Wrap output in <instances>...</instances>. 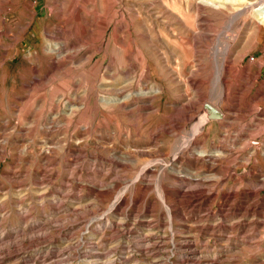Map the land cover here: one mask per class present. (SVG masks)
<instances>
[{
    "label": "rangeland",
    "instance_id": "1",
    "mask_svg": "<svg viewBox=\"0 0 264 264\" xmlns=\"http://www.w3.org/2000/svg\"><path fill=\"white\" fill-rule=\"evenodd\" d=\"M225 6L0 0V264H264V36Z\"/></svg>",
    "mask_w": 264,
    "mask_h": 264
},
{
    "label": "bare ground",
    "instance_id": "2",
    "mask_svg": "<svg viewBox=\"0 0 264 264\" xmlns=\"http://www.w3.org/2000/svg\"><path fill=\"white\" fill-rule=\"evenodd\" d=\"M206 1V0H205ZM198 2V1H197ZM201 2V1H200ZM56 3V2H55ZM202 6L209 8L210 11H217V10H220L222 8L220 7H217L215 6L213 3H208L205 2V3H200ZM226 4H230V5H236V6H240L242 4V8L241 9H238L237 11H235L234 13L232 14H228L227 13V9L230 8V7H227L225 6V15L226 16H230L232 17L233 19L238 16V14H240L242 11H244V9H249L253 12L256 13V28L254 29L255 32H256V35L257 37H262L264 36V0H253V1H247V0H225V5ZM245 4V5H244ZM241 10V11H239ZM97 11V10H96ZM248 12V11H247ZM196 13L195 15H197V19H198V23H191L192 26H190L189 24V30L190 32L192 33V40H195L196 38H200V37H207V35L209 36V34H212V30L207 28V23H208V18H207V14L204 12V8L200 7L199 5L196 6L195 8V12ZM208 13V12H207ZM93 14V13H92ZM91 14V16H92ZM219 14V13H218ZM212 15V14H211ZM210 16V15H209ZM225 16V17H226ZM212 17V16H211ZM86 18V17H84ZM84 20H87V19H84ZM211 20V19H210ZM234 21V20H233ZM93 26V25H92ZM249 27V26H248ZM118 28V27H117ZM121 29V28H120ZM250 29V28H249ZM92 30V28H91ZM117 30V29H116ZM251 30V29H250ZM88 31V30H87ZM216 32V31H215ZM214 33V32H213ZM252 33V32H251ZM90 36L92 35L91 32L89 33ZM48 36V35H47ZM100 38V37H99ZM207 39V38H206ZM209 39V38H208ZM197 41V40H196ZM198 42V41H197ZM194 43V41H193ZM195 44V43H194ZM193 44V45H194ZM191 46V45H190ZM227 46V45H226ZM221 56H225V47H223L221 50ZM49 52V51H48ZM60 55V54H59ZM127 58V57H126ZM129 61V60H128ZM227 61L225 59V57L222 59V61L220 62V65H219V69H218V73H217V76H216V81H217V84H218V88H219V96L221 99H223L225 97L226 99V96H227V88H226V82H225V69L227 68ZM247 69V68H246ZM227 71V70H226ZM247 74V73H246ZM245 75V74H244ZM257 75V74H256ZM252 76V75H251ZM249 76H247L248 78ZM250 78V77H249ZM248 78V79H249ZM252 78V77H251ZM245 80V79H244ZM247 80V79H246ZM246 82V81H244ZM247 83V82H246ZM251 83V82H250ZM248 84V83H247ZM152 96V95H151ZM263 97V96H262ZM237 108V107H236ZM235 111V110H234ZM246 112V111H245ZM261 112V111H260ZM205 116V114H204ZM209 117V115H208ZM208 117L204 118L205 120L208 119ZM241 117V116H240ZM210 118V117H209ZM199 119V118H198ZM174 120V119H173ZM179 120V119H178ZM211 120V119H210ZM242 120V119H241ZM206 122V121H205ZM202 125V123H201ZM202 127V126H201ZM166 128V127H165ZM200 128V127H199ZM198 128V130H199ZM263 128V127H262ZM201 130V129H200ZM199 132V131H198ZM193 134V133H192ZM196 134V133H195ZM194 136V135H193ZM190 138V137H189ZM195 138V137H194ZM195 141V139H194ZM191 144V143H190ZM63 195V194H62ZM215 198V197H214ZM60 202V201H59ZM80 204V203H79ZM189 204V203H188ZM46 222V221H45ZM44 223V222H43ZM216 227V226H215ZM26 228V227H25ZM151 228V227H150ZM116 230V229H115ZM148 230V229H147ZM113 236V235H112ZM117 239V238H116ZM173 240V239H172ZM171 240V241H172ZM16 241V240H15ZM140 243L142 245H140L143 249L147 247H150V240L148 238H141L140 240ZM93 244V243H92ZM129 244V243H128ZM154 244V243H153ZM118 246V245H117ZM128 246V245H127ZM174 246V245H173ZM138 247V246H137ZM140 247V248H141ZM121 252V251H120ZM62 253V252H61ZM114 254V253H113ZM196 255V254H195ZM103 256V255H102ZM192 256H194L192 254ZM64 258V257H63ZM189 258V257H188ZM192 258V257H191ZM185 259V258H184ZM45 260V259H44ZM90 260V259H89ZM187 260V259H186ZM104 262V261H103ZM212 263V262H211Z\"/></svg>",
    "mask_w": 264,
    "mask_h": 264
}]
</instances>
